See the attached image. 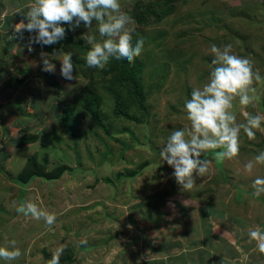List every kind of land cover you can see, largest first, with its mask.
Wrapping results in <instances>:
<instances>
[{
    "label": "rangeland",
    "instance_id": "rangeland-1",
    "mask_svg": "<svg viewBox=\"0 0 264 264\" xmlns=\"http://www.w3.org/2000/svg\"><path fill=\"white\" fill-rule=\"evenodd\" d=\"M135 1L120 0L122 11ZM191 2L187 12L184 5L177 6L163 21L146 28L136 22L128 26L134 28L133 45L140 40L133 37L139 30L151 37L157 29L169 32L170 48L162 56L151 60V44L139 56L152 76H144L147 87L154 77H160L162 84L157 89L147 88L151 94L146 113L133 104L126 117L115 116L114 102L102 89L97 121L95 112L87 108L86 95L92 89H82L90 79L106 89L101 69L91 68L85 61V65L74 66L76 79L66 80L60 75L61 62L52 60L56 71L47 82L44 77L48 73L41 70L40 57L41 51H46L35 44L34 51L27 49L35 33L25 31L14 36V25L22 19L27 22L26 12L34 0H0V89L9 85L0 90V155L6 156L0 158V246L15 240L22 253L18 260H0V264H47L45 252L52 255L61 246L72 248L75 258L63 264H180L178 252L188 257L186 264H221L224 257L226 264H255L244 253L241 236L256 214L264 215V193L256 197L252 188L257 177L264 178V165H257L250 174L244 165L264 149V122L260 130H254L253 140L241 130L244 155L217 162L214 151L221 149L210 150V172L205 177L196 176L189 196L179 185V190L169 193V186L175 182L174 169L165 167L160 150L173 129L190 127L183 110L185 99L187 95L191 98L194 88L208 82L215 67L209 51L212 44H231L233 54L249 59L264 77V0H204V5L200 0ZM140 3L143 5L142 0ZM95 23L87 29L81 22L76 36L88 32L101 43L103 38ZM7 41L12 46L5 50ZM12 75L25 81L16 84ZM52 79L58 82L56 88ZM253 87L257 99L252 104L241 108L238 97L233 101L236 123L245 122L244 112L264 116V81ZM25 133L37 134L38 138L19 145ZM34 159L39 164L47 161L46 171L61 164L71 169L59 179L35 177L23 186L15 178ZM145 159L151 163L142 165ZM132 171L136 174L128 177ZM156 193L165 195L162 212L156 213L159 218L147 221L137 209L143 210V204L150 203L148 198ZM130 195L135 199L128 201ZM28 200L54 213L55 224L48 227L43 219L9 208L12 201L21 204ZM255 219L264 226L263 218ZM82 239L87 240L86 245L81 244ZM227 244L234 248L230 253Z\"/></svg>",
    "mask_w": 264,
    "mask_h": 264
},
{
    "label": "clouds",
    "instance_id": "clouds-1",
    "mask_svg": "<svg viewBox=\"0 0 264 264\" xmlns=\"http://www.w3.org/2000/svg\"><path fill=\"white\" fill-rule=\"evenodd\" d=\"M26 20L14 25V36L23 32L35 33L30 36L27 49L34 51L33 44L54 45L65 39L66 29L75 31L81 22L89 29L93 21L97 23L101 43L95 42V37L88 32L80 39L91 45L85 60L89 67L103 70L109 63L110 57L117 60L126 59L130 64L141 56L144 40L132 43L134 28L128 27L135 23L133 17L122 11L120 0H34V4L26 12ZM74 21V23H73ZM215 66L209 75L208 82L202 88H194L191 98L185 100L184 112L190 127L173 129L164 147L160 150L162 161L174 169L173 177L181 186L182 191H190L196 185L195 176L205 177L209 174L212 160L207 153L214 151L213 158L217 162L232 160L240 153L241 130L249 140L255 138L260 130L264 116L244 112L245 122L236 123V115L232 111L233 101L239 98L241 108L252 104L256 99L254 83L264 81L259 70H254L251 61L233 54L231 44L217 46L212 44L210 49ZM42 71L55 73L56 65L52 60L61 62L60 75L66 80H73L74 66L72 54L54 51L49 54L41 51ZM204 156V159L201 157ZM257 165H264V149L254 159L247 161L244 169L249 174ZM253 195L259 197L264 193V178L257 177L253 183ZM17 213L31 216L36 220L43 219L46 226L51 227L56 222V215L37 206L31 200L18 204L12 201L9 205ZM131 227V225H129ZM248 243L255 242L254 251L264 255V229L259 226L247 230ZM81 244H87L86 239ZM63 246L53 251L47 264H60ZM22 253L17 247V241L0 246V260L15 261ZM224 257L221 264H226Z\"/></svg>",
    "mask_w": 264,
    "mask_h": 264
},
{
    "label": "trees",
    "instance_id": "trees-1",
    "mask_svg": "<svg viewBox=\"0 0 264 264\" xmlns=\"http://www.w3.org/2000/svg\"><path fill=\"white\" fill-rule=\"evenodd\" d=\"M197 1L196 0H146L145 2L142 0L143 5H141L140 0H136L133 6L131 8H126L124 12H126L128 15L133 17V19L135 20L138 26H141V28L144 27L146 28V26H150L154 22L163 21L164 18L169 13H173L175 11L177 6L182 8L184 5V11L187 12L189 9V3L191 2V4L192 3L197 4ZM200 2H201L200 5H204V0H200ZM95 25L97 26V23H95ZM62 26L65 27L66 29L65 39L59 41L57 44L50 46L41 45V44H35V45L41 50H44L46 52H54L55 50L63 49L65 52L72 54L73 66H80L79 64L85 65L84 62L86 60L82 58V55L90 50L89 45L84 40L80 39V37L76 36V31L69 30L68 24H63ZM168 36H169V32L159 29L153 31L152 37L151 34L149 36H145L143 30L142 31L139 30L133 35V37L135 38L148 41L147 43H144V47H147L148 44L152 45L150 48V52H153L151 57L152 61L155 57L162 56L168 50V48H170L167 41ZM146 37H151V38L147 39ZM10 46H12V42L7 41L5 50H7ZM174 46H176V44ZM140 61H142L140 57H137L135 59V62L130 64L126 59L117 60L115 57H110L109 63L105 66L103 70H101L102 71L101 77L104 79V82L107 83L106 89L104 87L101 88L99 82H97L96 80L92 81V79H90L89 83L82 89L83 92L86 90V88L92 89L91 92H89L91 94L86 95L88 96L87 108L95 112L94 114L95 120L98 121L96 115H98L101 112L99 110V106L101 104V100L103 99L101 93L102 89L106 90L110 94V97L114 102V114L116 117H120V116L126 117L128 113V109H130L133 106V104L136 105L141 111H143V113L147 112V106L145 104L147 102L149 95L151 94V92L150 93L147 92V88L155 87L157 89L158 85L160 86L162 84V81L160 77L159 79L157 77L156 78L154 77V79L151 80L150 84L147 87L146 82L144 80V76L147 75V73H149L150 76L151 74L145 67L144 62H140ZM53 75H54L53 73H48L45 75L44 78L47 80V82H51V77H53ZM99 75H101L100 71L98 73V76ZM13 80L16 84H19L25 81V78L17 79L14 76ZM8 82H9V76H8ZM52 83L55 88L58 86V82L55 83L53 79H52ZM8 86L9 85L7 83L6 87L1 88L0 90L3 91ZM188 97L189 95H187L186 99ZM89 104H92L91 107H89ZM33 105H35V103H33ZM104 114L107 115V113ZM131 116L134 117L135 115H131ZM97 121H95V124H99L97 123ZM146 130L148 132L149 127H146ZM129 131L131 133V136H133L132 135L133 130L129 129ZM25 132H28V130L26 129ZM37 138H38L37 134L25 133V135L20 138L19 145L34 142L36 141ZM132 140H134V137L132 138ZM242 140H240L239 154L244 155L243 151L245 147L243 143L245 141V136L242 137ZM132 146L133 145H130V148H132ZM1 157H6V156L0 155V158ZM33 161L34 162L31 165H28L23 169L22 171L23 173L21 172L19 176L15 178L16 181L22 183L23 186H26L35 177L45 178L47 180L59 179L65 170L71 169L68 165L61 164L58 165V167L55 170L52 169L46 171L45 168L47 166L46 165L47 161H43L41 162V164H39L38 160L36 159H34ZM144 161L145 162L142 163V165L145 166L151 163L146 159ZM29 166H31V169L29 168ZM165 167H169V165L166 164ZM2 169L3 166L0 165V170ZM135 174L136 173L132 171L131 173H129L128 177H134ZM195 179L197 180L196 176ZM195 186L193 187V189L195 188ZM177 187L178 184L175 181L172 187L169 186L168 188V190H170L169 193H173L175 190L180 189ZM180 191L183 194L189 196L188 195L189 191H182L181 189ZM164 196H161L160 193H156L155 195L149 197L148 201H150V203L145 202L147 204H143L144 207L142 208L143 210L148 212L146 213L143 212L141 208L137 209V212L140 214V217L147 218L146 219L147 221L154 220L155 219L154 216H156V213L162 212L160 209L162 207V203L164 204L165 202V198H163ZM135 197L136 196L130 195L128 201L131 199H135ZM149 208H151V210ZM156 217L159 218L158 215ZM143 227L145 226L143 225ZM72 252H73L72 248L64 249V252L60 257V264L74 261L75 258ZM45 255L47 256L48 259H51L52 255L49 252L48 253L45 252Z\"/></svg>",
    "mask_w": 264,
    "mask_h": 264
},
{
    "label": "crops",
    "instance_id": "crops-1",
    "mask_svg": "<svg viewBox=\"0 0 264 264\" xmlns=\"http://www.w3.org/2000/svg\"><path fill=\"white\" fill-rule=\"evenodd\" d=\"M262 207H264L263 205H261ZM264 215H263V212H261L260 214H256V216H255V218H257V219H259V220H261L262 218H263V220L262 221H264V217H263ZM255 218H252V220L251 221H253V222H251L250 224H249V226L248 227H246L247 228V230L249 229V228H255V227H257V226H259V227H261L262 226V229H264V226L258 221V220H256ZM144 225V224H143ZM213 227H215V226H213ZM240 228V227H239ZM247 230H245L244 232H242L243 233V235L241 236L242 237V240L244 241V247H245V249H246V251L244 252V253H248V255H250L251 256V260L252 259H254L255 261V264H264V255H261L258 251H254V249H255V247H256V245H255V242L253 241L252 243H248V235H247ZM208 238L209 239H212V237H211V235L210 236H208ZM162 241L163 240H161V241H159V242H161L162 243ZM232 242V241H231ZM230 242V243H231ZM237 242V241H236ZM231 243V244H233V245H236L237 243ZM228 243H229V241H228ZM247 243V244H246ZM169 246V245H168ZM227 246H228V248H227V252H229L230 253V251L231 250H234V248L232 247V245H229V244H227ZM238 252H240V251H238ZM234 254H236L235 252H233ZM178 254L179 255H176L177 257H179L180 258V260H179V262H180V264H186L188 261H187V259H188V257H185L184 255H183V253H179L178 252ZM231 255V254H230ZM237 255H235V257H236ZM231 259H232V257H231ZM233 259H235V258H233ZM237 259V258H236ZM161 260V259H160ZM229 264H232L231 262H229Z\"/></svg>",
    "mask_w": 264,
    "mask_h": 264
}]
</instances>
